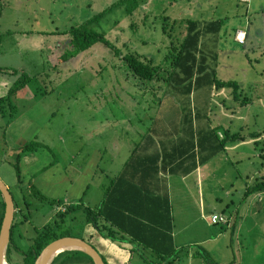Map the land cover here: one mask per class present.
Masks as SVG:
<instances>
[{
	"label": "rangeland",
	"instance_id": "374dc122",
	"mask_svg": "<svg viewBox=\"0 0 264 264\" xmlns=\"http://www.w3.org/2000/svg\"><path fill=\"white\" fill-rule=\"evenodd\" d=\"M97 12L101 13L90 25L109 45L97 40L60 59L69 36L59 31ZM215 17L222 18L220 29L216 39L206 34L204 50L215 51L214 64L209 62L215 77L234 80L237 94L230 93V86L212 85L208 92L201 86L194 94L183 95L160 78L141 79L127 68L122 55L139 54L162 73L169 67L186 19ZM0 27L55 32V36L44 34L42 43L29 34L34 40L9 45L0 64L17 70L15 78L20 73L30 76L20 85L33 116L28 132L34 135L29 139L46 142L51 149L46 155L54 158L55 169L60 167L54 175L44 176L54 183L46 180V192H38L61 201L66 196L76 204L60 230L82 237L105 264H112L96 230L92 227L89 235L82 229L84 210L97 206L108 177L119 170L133 145L150 133V123L165 126L173 136L182 107L198 108L203 118L194 122L206 119L219 131L227 128L241 137L226 139L222 150L186 175H164L171 204L173 259L166 263L168 258H157L136 243L120 241L118 247L107 239L103 243L108 242L117 254V264H264V192L254 188L264 178V0H0ZM236 27L246 32L243 43L232 39ZM92 150L99 155L93 165ZM0 166V178L16 203L11 221L15 246L9 247L7 256L10 263L19 264V251L63 206L29 193V186L16 179L11 162L2 160ZM234 209L233 228L210 221L212 213L227 216ZM51 264L91 262L75 250L58 253Z\"/></svg>",
	"mask_w": 264,
	"mask_h": 264
},
{
	"label": "trees",
	"instance_id": "16d2710c",
	"mask_svg": "<svg viewBox=\"0 0 264 264\" xmlns=\"http://www.w3.org/2000/svg\"><path fill=\"white\" fill-rule=\"evenodd\" d=\"M126 10L129 13L131 8ZM100 13L97 12L78 24L69 25L67 29L59 31L68 33L69 36L67 39L68 48L60 52V59L74 55L97 40L109 45L103 34L92 27V24L90 25ZM221 23V17L207 20L187 18L183 35L173 45L169 67L163 69L162 73L148 58L143 59L142 55L124 54L122 58L127 68L137 77L141 79L160 78L168 83L174 91L183 95L194 94V90L201 86H206L205 89L208 92L212 85L214 87L230 86V93L237 94V84L234 80L215 77L212 66L216 59L215 51L204 50L206 38H208L206 34L212 38L215 36L216 39ZM45 31H47L46 33L53 32V30ZM111 47L116 52V47ZM210 61L212 65H210ZM29 78V75L20 73L9 86L7 94L14 92ZM197 109L187 108L184 110L182 107L179 124L176 123L173 127V136H169L170 133H167L169 130L166 131L164 138H159L158 134L157 139L152 136V133H146L141 141L139 140L133 145L119 170L109 177L97 206L84 210L83 219L96 230L97 236L117 243L120 241L136 243L149 249L157 258H168L166 263L173 259L172 254L175 251V246L170 235V202L161 173L186 175L197 164L206 161L222 150L226 139L241 137L237 131L229 132L227 128L221 131V137L218 136L217 124H211L206 119L203 122H194L195 120L199 121L202 117ZM202 111L205 113L206 109L204 111L203 108ZM35 143L34 140H29L18 148L19 150L32 148ZM13 166L18 180L17 163L13 162ZM257 182L254 185L255 190L264 189V178ZM26 187L29 188V193L38 195L43 201L56 202L57 204L61 202V200L48 199L40 194L36 188H33L31 180L27 182ZM15 206L16 203L13 201V208ZM75 206V203H65L61 210L55 211L49 221L41 225L39 230H35L28 244L19 251L21 254L19 264H31L45 243L53 238L70 234L67 230L60 229L64 223L65 215L68 214L70 218L68 212L75 209ZM2 212L3 200L1 198L0 220ZM14 215L15 211L13 210ZM12 225L11 222L4 255L5 261L9 264L12 263L8 259L7 252L10 246H15L12 240ZM75 250L78 251L77 249H63L57 252L49 264L58 253ZM79 252L83 253L80 250ZM83 254L91 262L90 257ZM100 256L102 257L101 254ZM102 260L104 262L103 257Z\"/></svg>",
	"mask_w": 264,
	"mask_h": 264
},
{
	"label": "crops",
	"instance_id": "0c3cea01",
	"mask_svg": "<svg viewBox=\"0 0 264 264\" xmlns=\"http://www.w3.org/2000/svg\"><path fill=\"white\" fill-rule=\"evenodd\" d=\"M17 17L14 18L16 20ZM245 23V22H244ZM236 29H239L238 27L234 28L232 31V39L234 31ZM46 29L42 28H29V27H24L21 29H11V28H1L0 27V55L6 53V48L9 45H14L17 44V42L21 40H34L33 37L29 34L35 35L36 39H38V43H42L43 40V35L49 36V33H46ZM53 36H55V32H53ZM244 37H246V32L244 33ZM243 37V39H245ZM53 39H56L55 37H52ZM236 41V40H235ZM57 42V41H56ZM237 42V41H236ZM241 43V42H238ZM243 43V41H242ZM39 45V44H38ZM58 46V44L56 43ZM5 47V48H4ZM11 49V48H7ZM54 50V49H53ZM17 70L11 69L10 65L3 63L0 64V142L2 138V143H0V154H2L1 159H0V164L1 161H6V162H13L17 163L18 166V178H19V183L21 185H27V182L31 180L32 185H34L37 188V191L39 192H46V189L44 190L43 184L47 180L48 183H54L47 177H44L45 175L52 176L56 172V170L60 169V167H57L55 169V164L53 162L54 158L52 156H47L46 154L48 152H51V149L49 150L48 144L46 142L40 141L39 138L34 140L36 143L33 145L32 148H24L19 150V146L25 144L27 141L31 140L29 139L30 135L33 136L34 134H30L28 132L29 129V120L33 118L31 113L28 111L29 107V101L27 98H25L26 93L23 91V87L19 86L14 90V92H11L7 94L8 88L11 85V83L14 80V74L16 73ZM13 76V77H12ZM32 103V102H31ZM156 113V112H155ZM159 115V114H157ZM156 116V115H155ZM154 122V120H153ZM153 123H150V134L152 133V136H154L156 139L158 138H164L166 129L165 126H158V123L153 125ZM217 134H221V131L218 129L216 130ZM143 133V131L140 130V135ZM36 135V134H35ZM25 140H24V137ZM139 136V135H138ZM219 136V135H218ZM140 137V136H139ZM143 138V136H142ZM141 138V140H142ZM140 140V141H141ZM40 141V142H38ZM40 143L43 148L39 147L38 143ZM42 142V143H41ZM16 151V153H15ZM48 151V152H47ZM98 151V150H97ZM45 152V154H44ZM47 152V153H46ZM98 152L92 150V154L90 155V160L95 162V159L98 158ZM38 157H43L44 161L41 160V158ZM38 158V159H37ZM95 158V159H94ZM40 159V160H39ZM94 159V160H93ZM89 160V162H90ZM42 162L40 166H37L38 163ZM91 163V162H90ZM52 164V166H50ZM199 164H197L198 166ZM46 166H50L47 169V174L44 173V169ZM196 166V167H197ZM2 167V166H0ZM195 167V168H196ZM194 168V169H195ZM92 169V168H91ZM193 169V170H194ZM78 171H81L80 168H78ZM167 173H161V176L164 178V175ZM112 176V175H111ZM182 176V175H181ZM110 177V176H109ZM108 177V179H109ZM59 178V175L58 177ZM70 179H68L69 181ZM54 181V179H53ZM167 193H168V187L163 180ZM70 190V189H69ZM83 189H81V192ZM259 193L264 192V189L258 190ZM53 193V192H52ZM53 198L50 196L48 199ZM168 200H169V193H168ZM74 203V200L69 199L68 197H64L60 203L57 204V207H62L63 204L65 203ZM170 202V200H169ZM61 205V206H60ZM171 205V204H170ZM63 208V207H62ZM229 215V216H228ZM227 216L229 217V221L226 223V225H229L231 228H233V225L235 224L236 218H237V210L234 209L230 214ZM172 227V224H171ZM170 227V233H171V228ZM88 228L90 227V224L88 223L85 224L84 229L85 233L92 235L93 229L89 230ZM171 238H172V233H171ZM106 238L99 237V241L102 242V249L105 250L104 254L108 258V260H112V264H117L120 262V259L118 258L117 254L114 253L115 251H112L110 249V244L108 242H104ZM108 240V239H107ZM109 241V240H108ZM197 242L199 240H196ZM113 242L112 245L114 244L115 247L119 246V243L116 241H110ZM173 242V239H172ZM109 247V249H107ZM264 263V262H263Z\"/></svg>",
	"mask_w": 264,
	"mask_h": 264
},
{
	"label": "water",
	"instance_id": "95a60500",
	"mask_svg": "<svg viewBox=\"0 0 264 264\" xmlns=\"http://www.w3.org/2000/svg\"><path fill=\"white\" fill-rule=\"evenodd\" d=\"M0 193L3 200V212L0 220V264H4L5 249L9 238V227L12 221L14 208L11 194L1 178ZM67 245L73 246L70 249H77L88 255L91 259L92 264H104L100 253L94 248V246H92L82 237L70 234L53 238L45 243L40 248L31 264H49L54 254L59 252L61 250L60 248ZM64 249L68 248L65 247Z\"/></svg>",
	"mask_w": 264,
	"mask_h": 264
},
{
	"label": "built area",
	"instance_id": "2783aa9c",
	"mask_svg": "<svg viewBox=\"0 0 264 264\" xmlns=\"http://www.w3.org/2000/svg\"><path fill=\"white\" fill-rule=\"evenodd\" d=\"M234 39L237 42H241L244 37V30L243 29H236L233 35ZM210 221L211 222H220V223H227L229 221V217L222 214V213H212L210 215Z\"/></svg>",
	"mask_w": 264,
	"mask_h": 264
},
{
	"label": "bare ground",
	"instance_id": "6f19581e",
	"mask_svg": "<svg viewBox=\"0 0 264 264\" xmlns=\"http://www.w3.org/2000/svg\"><path fill=\"white\" fill-rule=\"evenodd\" d=\"M65 247L68 248V249H70V248H72L73 246H72V245H67V246H64V247H62V248H60V249L62 250V249H64ZM60 249H59V250H60ZM61 250H60V251H61ZM57 251H58V250H57ZM4 264H8V262L5 261Z\"/></svg>",
	"mask_w": 264,
	"mask_h": 264
}]
</instances>
